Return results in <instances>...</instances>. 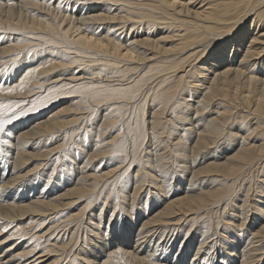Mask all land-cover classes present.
<instances>
[{"label":"bare ground","instance_id":"bare-ground-1","mask_svg":"<svg viewBox=\"0 0 264 264\" xmlns=\"http://www.w3.org/2000/svg\"><path fill=\"white\" fill-rule=\"evenodd\" d=\"M158 32L168 35L150 38ZM263 58L264 0H0V111L10 114L0 118L17 116L0 133V264H264V204L255 199L264 180L254 185L264 173ZM66 94L79 107L71 122L48 109ZM154 104L153 116L191 110L194 119H182L192 128L158 141L162 123L144 120ZM67 125L74 128L61 131ZM114 125L113 137L101 139ZM250 126L260 146L208 161L207 150ZM88 128L90 154L32 153L45 140L72 142L80 130L86 137ZM147 135L151 151L142 156ZM185 161L203 165L186 178ZM80 226L91 235L77 246Z\"/></svg>","mask_w":264,"mask_h":264},{"label":"rangeland","instance_id":"rangeland-1","mask_svg":"<svg viewBox=\"0 0 264 264\" xmlns=\"http://www.w3.org/2000/svg\"><path fill=\"white\" fill-rule=\"evenodd\" d=\"M177 2H184V4L188 1V0H186V1H183V0H176ZM190 8V7H189ZM253 32H254V30H253ZM168 35V33L167 32H158L157 34H155L153 37H150V38H153L154 40H157V39H159L160 37H164V36H167ZM160 45H163V47H165L166 45V47H168V46H171L172 44H162V43H159ZM243 45L245 46V45H247L246 44V42H244L243 43ZM231 50H229V52H228V54L229 55H233L232 56V59H236L237 57H240V53L241 52H236V53H232V52H230ZM234 51V50H233ZM235 52V51H234ZM32 55V54H31ZM210 56L211 55H208V56H205L204 58H203V60L204 59H207V58H210ZM264 59V58H263ZM263 59H261L260 60V65L258 66V67H260V69H263V67H264V61H262ZM203 62V61H202ZM202 62H200V63H202ZM204 62H206V61H204ZM203 62V63H204ZM11 69V68H10ZM9 71H11V70H9L8 69V74H9ZM12 71H14V69H12ZM78 72V70L77 69H74V72ZM8 74H5L6 75V77H4V79L3 80H6V78H7V76H8ZM4 75V76H5ZM67 75H70V74H67ZM78 76V75H77ZM10 78V77H9ZM10 80V79H9ZM8 80V81H9ZM63 96H65V97H63V99H60L56 104H52V106L50 107V108H48L49 110H50V113L52 112V111H56V110H59V109H62V111H61V113H60V115H59V119L60 120H63V121H65V122H71L72 120H74L75 118H76V108L78 107L77 106V104L76 103H73V100H74V102H75V99H73V98H68V97H71V95H63ZM182 99H184L185 101L186 100H188V97H186L185 95H184V97H182ZM191 104V103H190ZM19 107H16V108H14L13 110L15 111V110H19V111H21L20 110V108L18 109ZM79 108V107H78ZM206 108H211V107H206ZM212 109V111L215 109L214 107H212L211 108ZM13 110H11V113H12V111ZM156 110V107H155V104L152 106V107H145V111H144V115H145V118H144V120H145V122L146 123H150V122H154V120L157 118L158 119V121H160V123H162L160 126H158L157 128H156V130L155 131H157L158 133H160V132H163V135L159 138V139H157L158 141H164L165 142V140H167L168 142H171V141H173V142H175L174 140H177V138H180L181 137V135H184V133H182L181 132V130H182V128H184L185 130L186 129H190V128H192L191 126H189V125H187L188 124V122H187V124L186 123H184V121L186 120V119H188V120H191V119H194V117H195V114L194 113H192V111L191 110H185L184 111V109L183 110H181L182 111V113H181V111H180V114L178 115V116H176V114H174V113H166L167 111V109L164 111V114L163 115H161V116H153V115H151V113H153L154 111ZM13 111V112H14ZM16 111V112H17ZM18 111V112H19ZM0 112H3V110L2 111H0ZM184 112V113H183ZM5 113V114H4ZM47 113V112H46ZM49 113V114H50ZM192 113V114H191ZM105 114V112H102L101 113V115H100V119H104V117H106L107 115H104ZM1 115H10V114H8V113H6V112H3V113H0V116ZM21 115V114H20ZM104 115V116H103ZM22 116V115H21ZM50 116V115H49ZM98 116V115H97ZM175 116H176V118H175ZM184 116H187V117H184ZM47 117V116H46ZM148 117V118H147ZM29 117H26V118H23V120H26V119H28ZM182 118H186L185 120H183ZM204 117H202L201 119H199V120H202ZM207 118H210V116L209 117H207ZM182 119V120H181ZM166 120H168V123H166V124H163L164 123V121H166ZM31 121V120H30ZM30 121L28 122V126H26L27 127V129L29 128V127H31V125H29L30 124ZM98 122V123H97ZM193 122V127L194 126H196V124L197 123H194V121H192ZM100 123V121H99V116L98 117H96L94 120H92V122H91V124L93 125L92 126V128L94 129L95 128V124H96V126L98 125ZM90 124V125H91ZM199 124V123H198ZM77 125V124H76ZM255 126V125H254ZM254 126H250L251 128L248 130H246L245 132H238L237 134L239 135V134H241L240 135V137L239 138H244L242 141H238V139L236 140H234V142L233 143H231V144H228V142H224L223 144L224 145H220V147L218 148V149H215V150H213V149H209V150H207L205 153L208 155L207 157L209 158V162H213V163H215V164H217V163H224V162H226L225 161V159H227V158H229V157H231V156H233L234 154H236L237 153V151L240 149V147L241 146H243V145H246V146H260L261 144H262V141L261 140H259L258 138L261 136V133H260V130H256L257 132H255V131H252L251 132V134H248V133H246V132H250L253 128H254ZM7 127H10V126H7ZM7 127H5V129L7 128ZM69 129H68V128ZM74 128V126L72 125H67L66 127H64V128H62L61 129V131H65V132H67V130L69 131V130H71V129H73ZM27 129H24V131H26ZM65 129V130H64ZM67 129V130H66ZM89 129V131L90 132H88V135L85 137L84 135H83V133H81L82 132V130H80V131H78L77 133H79L78 134V136L75 138V139H73L72 138V142H70V141H63V140H61V138L62 137H59V139L57 140V138H55V139H53V140H51L50 142L49 141H47V140H45L44 141V143H43V141H42V143L40 144V146H38V147H36L35 149H34V151H32V153H34V154H36L37 156H38V158L39 159H43V154H44V151H47V150H52V149H54V148H59V151H64L67 147H69L70 149H72L73 147H74V150L76 149H78L77 151H84L81 155H84L85 153H88V154H90V152H91V150H89L88 151V149H89V146H90V144H91V142H90V139L92 140V137H93V135H95V130H93L92 131V129H90V128H88ZM110 131L109 132H105L104 134H102V136L103 137H101V139H104V140H106L108 137H113V135H114V131H116V129H117V126L116 125H114V126H112V127H110ZM147 129V124H146V126H145V130ZM162 129H164V130H162ZM206 128H199V131H202V130H205ZM87 130V129H86ZM160 130H162V131H160ZM111 132H113V134H111ZM89 134H90V136H89ZM62 135V134H61ZM83 135V136H82ZM194 137V135H192L191 136V139H189L188 141L186 140V149L188 148V149H191L193 146H194V143H195V139L193 138ZM250 137H253V139L252 140H249V138ZM89 138V139H88ZM78 139H81V140H78ZM84 139H85V141H84ZM56 140H57V142H56ZM60 140H61V142H60ZM156 140V141H157ZM263 140V139H262ZM53 141V142H52ZM58 141H59V143H58ZM84 142V143H83ZM73 145H72V144ZM74 143H75V145H74ZM78 143V144H77ZM79 143H81V144H79ZM89 143V144H88ZM220 143H222V141L220 142ZM219 143V144H220ZM84 144H85V146H84ZM81 145V146H80ZM165 145H166V142H165ZM85 148H84V147ZM150 147V143H149V138H148V135H147V137H146V139H145V141H144V144H143V151H142V153H141V155L143 156V155H145L146 156V154H145V151L146 152H148V151H151V149L149 148ZM206 147H213V146H211V145H209V146H206ZM151 148H153V147H151ZM73 150V149H72ZM73 150V151H74ZM227 150V151H226ZM30 152V151H29ZM13 153L14 152H12L11 154H10V156H13ZM151 153H153V151L151 152ZM150 153V154H151ZM160 153H162V151H160ZM204 153V154H205ZM205 154V155H206ZM149 155V154H148ZM166 155H168V153H166L164 156H166ZM203 155V154H202ZM42 156V157H41ZM164 156H160L161 158H163ZM160 157H158V158H160ZM151 158V157H150ZM61 160V159H60ZM58 161V163H57V166H59V164H61L62 163V161ZM172 160H174V162H176L177 164H178V162H179V160L177 159V160H175V159H173V158H171V161ZM207 161V163H209ZM186 162V161H185ZM185 162H180L179 164L180 165H182V164H185V166L186 167H188V170H186V173H185V176L188 174V172L189 171H195V170H198L199 168H201L202 167V165L203 164H196V165H192V163L190 164V163H185ZM99 165V163L96 165V168L98 169V168H100V173L101 172H107L106 171V169L105 168H103V167H97ZM192 167H191V166ZM1 166V165H0ZM61 166V165H60ZM71 166V165H70ZM69 166V168L71 169V171L74 169V166L72 165L71 167ZM184 165H182V167H183ZM37 166H36V161H34V162H32L31 164H29V166H28V169H35ZM174 168V167H173ZM74 171V170H73ZM91 171H95V170H91ZM98 171H99V169H98ZM2 169H0V174H2ZM89 173H90V170H89ZM24 173H22V171H21V173L19 174V176H21V175H23ZM93 174V173H92ZM220 175H222L221 173H219ZM264 173H262L261 174V176H258V180H257V184H254V185H256V187H259L260 185H261V182H262V180H264V175H263ZM76 175V176H75ZM263 175V176H262ZM74 177H79V175H77V174H74ZM188 177H190L189 175H187L186 176V178H188ZM261 177V178H260ZM260 180V181H259ZM175 181H173L172 180V182L170 183V181L168 182V184H170V186L172 187V185H174V187H175V183H174ZM263 183H264V181H263ZM180 184H181V182L180 183H178V187L177 188H179L180 187ZM218 185H220V184H218ZM248 185H246V187H247ZM146 187V186H145ZM216 188H221L220 186H216L214 189H216ZM263 192V191H262ZM264 193V192H263ZM31 196H33L32 194H30ZM264 196V195H263ZM263 198L264 197H259V196H257L255 199L256 200H259L260 199V201H262L263 202V204H264V200H263ZM255 200V201H256ZM259 202V201H258ZM234 204H237L236 202L234 203ZM81 205H83V204H81ZM79 206V207H82V206ZM241 204L239 203L238 204V207L240 206ZM231 206H229V207H227L226 209H225V213H224V215H223V221L224 222H226V221H230L231 219L229 218V217H227V214L229 213V215L230 214H232L231 213ZM234 209H232V211H233ZM242 210L240 209V210H234V212L235 213H240ZM89 212V214H92L91 213V211H90V209L89 210H87L84 214H82V215H80V217H79V219H80V221H81V224H84V219L87 217V213ZM74 213H77V210L76 211H74ZM93 213H95V211H93ZM98 213V211H96V213L95 214H97ZM252 213H250V215H251ZM84 215V216H83ZM249 215V216H250ZM82 216V217H81ZM123 217V216H122ZM106 219H107V217H106ZM86 220V219H85ZM106 221V220H105ZM257 221H259V220H257ZM232 222V221H231ZM239 222H237L236 224H238ZM259 223H262V221H259ZM80 224V223H79ZM78 224V225H79ZM263 224V223H262ZM84 226H86L85 224L83 225V227ZM103 226L104 227H106L107 226V223H103ZM82 227V228H83ZM80 228H81V226H80ZM82 228L81 229H77L76 231H80L79 232V237L82 235L83 237H84V239L85 240H88L89 239V236L91 235V234H88L87 232H85L84 231V234H82ZM257 230H259V226L258 227H256L255 229H254V231H257ZM102 231H103V228H102ZM88 235H87V234ZM105 235H107V240H111V237H109V233H104ZM220 235H222L221 237L222 238H227L226 236H229L228 234H225V233H219ZM85 235V236H84ZM80 237L79 238V241L77 242V246L78 245H80V243H81V239L83 238V237ZM87 236V237H86ZM91 238V237H90ZM106 240V241H107ZM112 241V240H111ZM127 241H129V240H127ZM178 241H181V237L178 239ZM170 246V245H169ZM168 246V247H169ZM177 246H178V243L176 244V246H173L171 249H173V248H177ZM77 249V248H76ZM186 254H187V257H186V261L189 263L190 262V260H191V258L193 257V255H194V249L192 250V248H189V249H187L186 250ZM169 254H170V256L173 258V256H174V251H170L169 252ZM215 264H219L218 262H216Z\"/></svg>","mask_w":264,"mask_h":264},{"label":"snow or ice","instance_id":"snow-or-ice-1","mask_svg":"<svg viewBox=\"0 0 264 264\" xmlns=\"http://www.w3.org/2000/svg\"><path fill=\"white\" fill-rule=\"evenodd\" d=\"M25 7H27V5H25ZM12 31H17V30L16 29H12ZM29 54H31V53L29 52ZM17 55H19V54H17ZM35 71H39V69H36ZM32 75H33V72L27 73V76H32ZM19 87H20L21 90H23V87H24L23 82L20 84ZM13 91H14V89H12V88H8L7 89V93L8 94H11ZM21 115H24V113L21 112ZM15 119H17V116L15 114H13L11 116V118H7L6 116H5V118H0V133L5 131V125L11 124L12 121L15 120Z\"/></svg>","mask_w":264,"mask_h":264}]
</instances>
